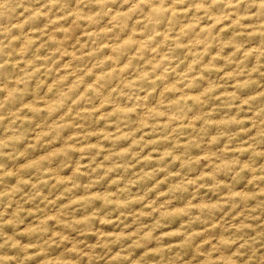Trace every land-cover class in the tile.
<instances>
[{
  "label": "clouds",
  "instance_id": "obj_1",
  "mask_svg": "<svg viewBox=\"0 0 264 264\" xmlns=\"http://www.w3.org/2000/svg\"><path fill=\"white\" fill-rule=\"evenodd\" d=\"M0 264H264V0H0Z\"/></svg>",
  "mask_w": 264,
  "mask_h": 264
}]
</instances>
